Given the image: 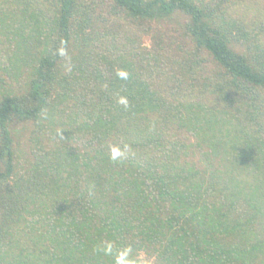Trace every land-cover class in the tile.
I'll return each mask as SVG.
<instances>
[{"label": "trees", "instance_id": "1", "mask_svg": "<svg viewBox=\"0 0 264 264\" xmlns=\"http://www.w3.org/2000/svg\"><path fill=\"white\" fill-rule=\"evenodd\" d=\"M106 241L264 264V0H0V264Z\"/></svg>", "mask_w": 264, "mask_h": 264}, {"label": "clouds", "instance_id": "2", "mask_svg": "<svg viewBox=\"0 0 264 264\" xmlns=\"http://www.w3.org/2000/svg\"><path fill=\"white\" fill-rule=\"evenodd\" d=\"M59 55L64 56L65 51L63 48L59 49ZM117 75L121 79H127V73L123 70H119ZM118 102L127 106V99L125 97H120ZM127 148L125 146V150H121L119 146H112L110 148V160L112 161H120L126 156ZM97 251L102 252L104 255L113 256L114 264H136V262L132 259H129L131 248L126 247L122 250L116 249L112 241H106L103 243V246L98 248Z\"/></svg>", "mask_w": 264, "mask_h": 264}]
</instances>
